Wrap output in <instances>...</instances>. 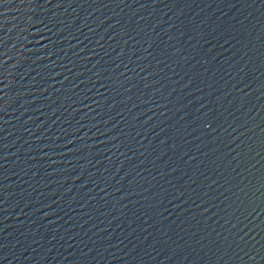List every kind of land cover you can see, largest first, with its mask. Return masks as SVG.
Here are the masks:
<instances>
[{"label":"water","instance_id":"obj_1","mask_svg":"<svg viewBox=\"0 0 264 264\" xmlns=\"http://www.w3.org/2000/svg\"><path fill=\"white\" fill-rule=\"evenodd\" d=\"M0 264H264V0H0Z\"/></svg>","mask_w":264,"mask_h":264}]
</instances>
